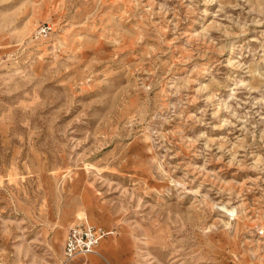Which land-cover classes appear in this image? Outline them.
Listing matches in <instances>:
<instances>
[{"label": "rangeland", "instance_id": "374dc122", "mask_svg": "<svg viewBox=\"0 0 264 264\" xmlns=\"http://www.w3.org/2000/svg\"><path fill=\"white\" fill-rule=\"evenodd\" d=\"M0 264H264V0H0Z\"/></svg>", "mask_w": 264, "mask_h": 264}, {"label": "built area", "instance_id": "2783aa9c", "mask_svg": "<svg viewBox=\"0 0 264 264\" xmlns=\"http://www.w3.org/2000/svg\"><path fill=\"white\" fill-rule=\"evenodd\" d=\"M51 31L52 25L49 22H43L38 25L36 35L46 38ZM106 233L104 228L83 221L71 225L64 238L63 253L65 258L69 259L77 254L94 252L95 247Z\"/></svg>", "mask_w": 264, "mask_h": 264}, {"label": "bare ground", "instance_id": "6f19581e", "mask_svg": "<svg viewBox=\"0 0 264 264\" xmlns=\"http://www.w3.org/2000/svg\"><path fill=\"white\" fill-rule=\"evenodd\" d=\"M205 11V10H204ZM97 226V225H96ZM99 227H101V226H99ZM103 228V227H102ZM92 253H94V254H98L95 250H94V252H92ZM92 253H90V254H92Z\"/></svg>", "mask_w": 264, "mask_h": 264}, {"label": "crops", "instance_id": "0c3cea01", "mask_svg": "<svg viewBox=\"0 0 264 264\" xmlns=\"http://www.w3.org/2000/svg\"><path fill=\"white\" fill-rule=\"evenodd\" d=\"M100 244V243H99ZM101 245V244H100Z\"/></svg>", "mask_w": 264, "mask_h": 264}]
</instances>
